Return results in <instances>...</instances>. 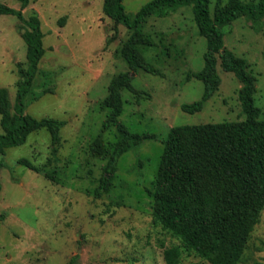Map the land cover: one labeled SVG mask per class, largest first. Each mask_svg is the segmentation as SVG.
Segmentation results:
<instances>
[{"label":"rangeland","instance_id":"374dc122","mask_svg":"<svg viewBox=\"0 0 264 264\" xmlns=\"http://www.w3.org/2000/svg\"><path fill=\"white\" fill-rule=\"evenodd\" d=\"M148 1L124 0V5L134 15ZM0 2L21 9L18 0ZM33 10L42 22L45 52L26 112L65 120L66 125L56 151L48 130L41 129L24 144L0 153L7 164L0 167V215L4 214L0 264H166L164 247L173 245L182 248L179 264H210L154 223L155 203L146 191L155 179L171 127L246 117L238 95L242 84L222 69L220 61L217 92L201 111L182 110V104L201 99L204 92L202 81L185 80L189 71L204 67L207 51L191 8L150 18L146 24L156 44L144 54L163 75L132 73V84L145 94L139 97L124 90L120 120L133 132L157 138L121 156L111 191L99 198L93 190L118 139L115 127L102 130L107 110L100 103L108 95L111 79L130 70L120 55L130 30L104 14L103 0H31L24 15L28 18ZM25 29L17 16L0 14V85L7 88L12 109L20 72L28 66ZM223 30L226 47L247 59L257 76L255 104L264 109V19L253 22L243 17ZM98 136L106 149L102 156L91 152ZM22 157L43 171L20 165ZM255 263L264 264V211L239 262Z\"/></svg>","mask_w":264,"mask_h":264},{"label":"trees","instance_id":"16d2710c","mask_svg":"<svg viewBox=\"0 0 264 264\" xmlns=\"http://www.w3.org/2000/svg\"><path fill=\"white\" fill-rule=\"evenodd\" d=\"M18 1L21 9L0 2V14L17 16L26 28L22 36L28 63L20 72L22 78L13 109L7 88L0 85V153L24 144L32 132L41 129L48 130L56 151L66 121L36 118L26 112L27 98L34 93V81L45 52L44 33L36 10L28 18L24 15L23 9L31 0ZM184 7L191 8L198 32L206 39L207 51L204 67L197 72L189 71L185 77L186 81H202L203 95L193 103L182 104V110L201 111L217 92L221 84L220 61L222 69L233 73L242 84L238 95L246 117L239 121L171 127L163 141L155 179L146 191L155 203L154 223L179 238L187 251L210 264H239L264 211V109L255 104L257 76L247 59L226 47L223 27L243 17L261 21L264 0H216L214 4L212 0H150L134 15L127 12L124 0H103L104 14L130 30L120 48V55L130 70L111 79L108 95L100 103V108L107 110L102 130L115 127L118 139L93 194L99 198L111 191L118 161L124 153L145 140L157 138L155 134L133 132L120 120L124 111L123 92L127 89L139 97L145 94L132 84L133 72L143 70L163 75L144 54L148 47L156 44L145 27L150 18H165ZM91 152L95 156L105 154L101 136L92 142ZM17 162L35 172L43 171L29 158L22 157ZM6 166L0 159V167ZM45 175L52 178L48 172ZM3 219L4 214H1L0 221ZM163 255L166 264H179L182 248L179 245L164 247Z\"/></svg>","mask_w":264,"mask_h":264}]
</instances>
